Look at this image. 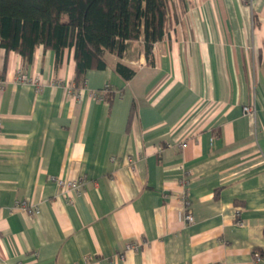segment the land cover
Instances as JSON below:
<instances>
[{
    "label": "crops",
    "instance_id": "obj_1",
    "mask_svg": "<svg viewBox=\"0 0 264 264\" xmlns=\"http://www.w3.org/2000/svg\"><path fill=\"white\" fill-rule=\"evenodd\" d=\"M168 16L129 80L113 55L81 88L74 50L0 49V264H264V0Z\"/></svg>",
    "mask_w": 264,
    "mask_h": 264
},
{
    "label": "trees",
    "instance_id": "obj_2",
    "mask_svg": "<svg viewBox=\"0 0 264 264\" xmlns=\"http://www.w3.org/2000/svg\"><path fill=\"white\" fill-rule=\"evenodd\" d=\"M170 0H0V49L20 54L30 65L38 47L53 50L56 67L66 50H74L75 83L83 88L88 70H104L108 56L126 80L135 69L123 60L142 40L153 63L154 45L167 34ZM111 87L96 91L109 100Z\"/></svg>",
    "mask_w": 264,
    "mask_h": 264
},
{
    "label": "built area",
    "instance_id": "obj_3",
    "mask_svg": "<svg viewBox=\"0 0 264 264\" xmlns=\"http://www.w3.org/2000/svg\"><path fill=\"white\" fill-rule=\"evenodd\" d=\"M17 81L18 82H28L31 81L29 79V77L25 74H19L17 76ZM34 83H37L38 80H33ZM251 111L250 107H244V112L249 113ZM2 119L0 118V132L2 129ZM83 177L78 178L77 180H64V179H58V183L60 186H62L64 189H79L83 183ZM184 205L186 210H188L187 216H186V220L188 223H193L194 222V217L193 214L191 212V202L188 200V198L186 197L184 200ZM19 207H23V208H28L27 210L31 213H37V210L35 208L32 207H28L27 204L25 202H19L18 203ZM237 217H239V213L237 214ZM238 223H241L240 220H238ZM127 249L129 250H136L139 248V244L138 243H129L126 246ZM256 261H260L261 260V255L259 253H255L254 255Z\"/></svg>",
    "mask_w": 264,
    "mask_h": 264
}]
</instances>
